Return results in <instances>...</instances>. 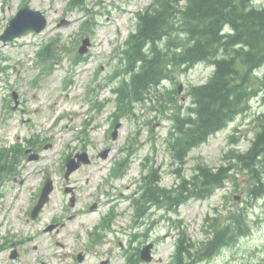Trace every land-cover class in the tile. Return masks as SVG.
<instances>
[{
  "label": "rangeland",
  "instance_id": "374dc122",
  "mask_svg": "<svg viewBox=\"0 0 264 264\" xmlns=\"http://www.w3.org/2000/svg\"><path fill=\"white\" fill-rule=\"evenodd\" d=\"M68 1L0 0V34L24 2L41 10L48 19L43 32L27 33L8 43L0 40V67L9 66L6 72H0V147L20 142L30 149L19 156L7 179L0 184V264H74L78 254L83 255L79 264H101L104 260L108 264H135L128 258L127 250L135 254L138 246L142 248L149 242L154 243L153 260L140 259L137 264H177L179 231L185 230V236L197 242L191 250L196 253L199 243L210 237L211 223H224L238 209L248 214L249 233L223 247L216 256L203 257L198 262L263 261L264 195L255 198L250 194L249 171L242 168V163L226 157L236 145L243 151L249 148L258 130L257 117L264 112L261 97L252 99L247 112L193 148L183 165L174 161L166 143L173 125L170 115L177 106L158 104L156 97L137 103L131 117H122L119 134L113 139L116 109L113 90L118 79L111 81L109 75L122 64L118 46H123L135 29L136 13L152 0H86L87 11L69 8ZM88 14L95 18L94 29L88 35L92 44L83 55L88 59L76 63L82 39L87 37L81 29ZM64 19L68 22L62 23ZM53 37L58 38L54 43L62 56L55 59L53 69L44 73L45 66L39 65L37 50ZM213 69L200 64L187 72L177 71L174 82H165L170 88L182 84V92L176 95L183 113L190 112L189 106L193 105L188 90L205 83ZM263 72L264 67L259 74ZM36 76L40 81L34 83ZM13 93L18 95L16 109ZM95 98L103 106L92 110ZM86 121L90 122L83 132L80 129ZM37 133L40 141L29 147L27 139ZM133 138L136 144L128 163L130 168L124 169L125 175L113 177V168L128 155ZM105 149L110 150L106 158L100 155ZM82 151L89 153L91 162L81 165L66 179L62 169L65 156ZM31 153H39V158L29 160ZM199 163L216 168L232 163V176L226 187L207 199L189 200L178 212L150 207L134 221V200L142 193L144 176L152 168L159 169L154 176H161L162 185L170 187L181 179L176 169L181 167L180 172L191 177ZM47 177L54 180L55 190L39 217L32 219L31 209ZM67 186L74 192L67 193ZM72 195L76 197L74 205ZM238 195L240 199L235 198ZM88 206L90 210L85 208ZM112 209L116 215L109 228H101V239L93 243L92 231ZM208 214L211 219L206 222ZM52 223L55 227L46 230ZM14 249H18L19 256L11 258Z\"/></svg>",
  "mask_w": 264,
  "mask_h": 264
},
{
  "label": "trees",
  "instance_id": "16d2710c",
  "mask_svg": "<svg viewBox=\"0 0 264 264\" xmlns=\"http://www.w3.org/2000/svg\"><path fill=\"white\" fill-rule=\"evenodd\" d=\"M138 19L137 31L130 35L125 51L129 79L125 77L120 84L122 103L142 100L164 79L173 80L177 68L187 70L199 62L215 66L210 80L193 86L189 92L196 104V116H182L180 112L174 115L175 132L171 133L169 145L178 161L247 110L252 98L261 95L264 103V72L257 73L264 66V6L257 7L252 0H154L138 14ZM91 23L88 19L83 29ZM58 53L57 46L51 43L42 48L40 55L51 64ZM172 92L167 90L165 96L175 102ZM257 119L258 130L250 148L245 152L231 150L235 163H242V168L249 171L250 194L255 198L264 193V112ZM5 163L6 157L0 152V178ZM231 166L232 163L212 168L200 164L196 174L183 178L173 188L162 187L158 178H150L136 200L137 208L152 202L176 210L192 197L208 198L216 189L226 187L232 176ZM211 226L210 237L200 243L196 253H191L194 243L184 233L180 235L177 264H198L203 257H214L251 228L244 209L230 213L224 223Z\"/></svg>",
  "mask_w": 264,
  "mask_h": 264
},
{
  "label": "water",
  "instance_id": "95a60500",
  "mask_svg": "<svg viewBox=\"0 0 264 264\" xmlns=\"http://www.w3.org/2000/svg\"><path fill=\"white\" fill-rule=\"evenodd\" d=\"M46 25V18L40 12L39 10H33L30 7H24L19 12L17 15L11 20V24L7 27L6 31L0 36L1 39L3 40H10L13 39L27 30L33 29L35 31H41L44 26ZM89 43V40L84 41V45L81 47L80 52H85L87 48V44ZM116 134V133H115ZM107 155V151L104 152V156ZM85 156L84 161L88 162L89 160L87 159V155ZM80 165V162H70L68 163V171L67 175L71 173L74 169H76ZM53 190V182L51 179H48L46 186L43 190L42 196L39 200V203L35 207L32 216L35 218L39 211L42 209L43 205L45 204L46 201L49 199V194ZM153 244H150L146 246L142 250V258L144 260H151L152 259V254H151V247ZM16 253L13 254L15 256Z\"/></svg>",
  "mask_w": 264,
  "mask_h": 264
}]
</instances>
